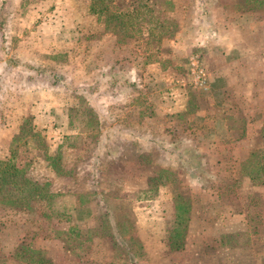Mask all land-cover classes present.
<instances>
[{"label":"rangeland","instance_id":"1","mask_svg":"<svg viewBox=\"0 0 264 264\" xmlns=\"http://www.w3.org/2000/svg\"><path fill=\"white\" fill-rule=\"evenodd\" d=\"M171 1L175 31L135 45L88 0H0V120L20 119L0 131V162L59 194L20 211L0 200V264H31L34 250L52 264H129L130 249L138 264H264V0ZM22 80L30 106H12ZM196 150L205 176L178 158ZM56 153L58 171L45 158ZM41 208L64 218L49 225ZM176 214L189 223L171 252ZM111 223L115 235L85 242L91 255L65 248L62 232Z\"/></svg>","mask_w":264,"mask_h":264},{"label":"trees","instance_id":"2","mask_svg":"<svg viewBox=\"0 0 264 264\" xmlns=\"http://www.w3.org/2000/svg\"><path fill=\"white\" fill-rule=\"evenodd\" d=\"M88 3L89 13L93 14L96 21L101 23L106 31L112 32L121 40L125 39L127 41L133 39L135 45H141V42L145 45H150L152 42L161 43L165 35H170L173 31H175L173 30V27L176 26V23L173 21L174 19L169 18V14L174 8V4L171 0H88ZM144 35L145 37H143ZM28 121L25 120L27 123ZM20 127V132H23L26 128L25 123L23 125L21 124ZM183 155L184 154L180 155L178 158L183 162H187V167L194 169L195 172L200 173L201 171L203 172V176H205L206 172L209 171L206 167L207 161L199 150L192 151L190 156L187 157L185 161ZM45 158L48 161H46L47 163H49L52 167H55V170L56 168L58 169L60 167V163H62L59 153H56L55 156L47 155ZM0 164V200L4 204L12 206L15 211L23 209L21 207L25 204L28 208L34 207V209H36V206H34L35 204H42V202L46 200H49L52 204L55 198L59 195L58 193L48 191L45 189V186L40 184L38 181L30 179L27 174L23 173V170L13 162L12 156L4 161H1ZM62 171L64 172V169L59 170V172ZM159 172L161 173L157 174V176H159L160 179L167 177V170L160 169ZM187 203V205L185 203V207H182V205L179 204L178 210L186 208V212L189 213L191 205L188 200ZM39 211L42 213L39 215L43 216L49 225L52 223L51 219L57 218L58 221L61 222L64 218L63 214L58 210L55 214H45L42 208ZM53 212H55V210ZM184 217L185 216H182L181 214H176V225L172 230H170V234L163 240L165 248H168L171 252L184 248V241L187 234L189 220L187 218L185 220ZM112 225L113 224L111 223V225L106 228L102 227V230H98L97 234H94L93 230L87 231L88 234H85L81 231V229H79V227L75 226V234L78 236L74 238L68 236L70 234L64 231L62 233L64 235L63 237H65V240L63 238L65 248L74 254L75 252L73 251V247H77L76 249L80 253L77 255L87 257L94 253V251L91 249V245L86 246L85 242L91 241L95 235L99 239L106 241L107 236L110 238L111 234L115 235ZM99 231L101 234H105L100 236L98 234ZM28 234L30 233L26 232V236L24 235L25 237H23L26 238ZM60 235L62 237V234ZM66 238L67 240L69 238V241L73 243L71 245H74V243H76V245H66L68 244ZM113 238L114 237L112 236V239ZM100 243L102 244V242ZM26 244L23 242L17 247L18 252H16V256L18 258L23 259V256L26 255L24 252H27L29 249L25 248L28 246L24 247ZM112 247L113 246H111V248ZM112 249H109L108 251L113 252ZM33 253L34 254L31 259L27 256L25 260H29L31 264H52V260L47 254H45V252L34 250ZM123 254L124 257H127L129 264L139 263L137 257L132 254L131 249L126 250ZM109 264L114 263L109 262Z\"/></svg>","mask_w":264,"mask_h":264},{"label":"crops","instance_id":"3","mask_svg":"<svg viewBox=\"0 0 264 264\" xmlns=\"http://www.w3.org/2000/svg\"><path fill=\"white\" fill-rule=\"evenodd\" d=\"M31 69H32V67H31ZM3 85L5 86L4 83H3ZM32 86H33V84H26V82H24V80L20 81L19 84L18 83L14 84L13 88H14V90L16 92V96L13 97L12 98L13 100H10L9 103L12 106H18V107L24 105V103H22L20 93H22V90H24V89H30L31 90ZM0 102H1V105H2V103L4 102V98L3 97L1 98ZM24 106H30V105L25 104ZM19 120H17V122H15V124H14V122H12L11 118H6V121H5V118L3 116V119L0 120V124H1L0 131H2V132H6L7 131V132H10V133L16 132L17 131V127H18V125L20 123ZM231 150H234V149H231ZM227 153H229V151H227ZM188 223H189V220H188ZM185 240H186V237H185ZM184 247H185V241H184ZM183 249L178 250V251H172V252H179V251H182Z\"/></svg>","mask_w":264,"mask_h":264}]
</instances>
